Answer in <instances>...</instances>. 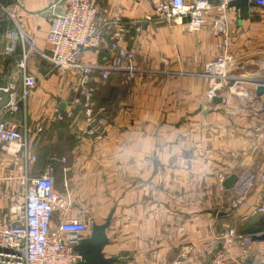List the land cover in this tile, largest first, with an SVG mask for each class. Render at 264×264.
Instances as JSON below:
<instances>
[{
  "label": "crops",
  "instance_id": "1",
  "mask_svg": "<svg viewBox=\"0 0 264 264\" xmlns=\"http://www.w3.org/2000/svg\"><path fill=\"white\" fill-rule=\"evenodd\" d=\"M90 1L104 36L117 34L121 47L137 49L131 72H112L97 88L105 124L93 135L83 121L54 120L69 97L67 76L41 57L51 50L50 20L64 13L68 0H8L12 21L0 20V88L13 84L17 95L23 90L15 67L21 38H10L8 28L14 25L34 45L26 74L37 85L23 106L29 157L35 158L27 175L54 173L56 192L68 203L65 213L54 215L55 226L64 220L101 225L112 213L104 254L116 264H211L227 216L237 220L242 208L264 197L263 184L238 209L231 206L235 188L248 178L264 180V97L255 95L264 83V10L228 7L223 22L213 9L188 32L153 18L141 0ZM221 55L235 66L216 105L206 99L204 67ZM107 56L106 48L86 52L83 63L102 67ZM23 112L11 117L0 108V120L20 121ZM23 168L19 156L0 154V180L7 177L13 191L23 189ZM220 175H236V187L219 186Z\"/></svg>",
  "mask_w": 264,
  "mask_h": 264
},
{
  "label": "built area",
  "instance_id": "2",
  "mask_svg": "<svg viewBox=\"0 0 264 264\" xmlns=\"http://www.w3.org/2000/svg\"><path fill=\"white\" fill-rule=\"evenodd\" d=\"M141 1L151 6L153 18L173 27L185 26L188 32H194L201 27L213 9L217 20L224 22L229 3L237 0H215V6L209 0H192L188 3L185 0ZM246 1L256 9L264 10V0ZM16 36L11 34L9 37L16 39ZM20 38L23 54L15 67L21 77L22 93L17 95L13 84L8 88H0V94L11 92L8 104L2 108L3 113L11 117L24 111L23 106L37 85L36 78L26 74V61L29 53L34 50V45L21 32ZM46 41L51 48L50 54H42L41 57L54 70L67 76L65 84L69 93L65 110L55 109L54 120L69 124L83 121L88 134L100 132L105 120L103 108L96 104L97 88L108 82L112 72H131L137 49L121 47L117 34L104 36L97 8L90 0H68L64 13L51 18ZM104 48L108 51L106 65L95 67L83 63L84 53L98 52ZM234 66L229 55L218 56L205 65L209 103L214 97L219 98ZM23 115L20 121H15L14 118L11 121L0 120V154L14 158L19 156L24 166V174L20 179L23 195L20 203L10 210V214L14 215L13 219L11 217L13 223L0 222V264H78L80 257L74 247L86 239L91 232V225L85 220H64L53 225L54 215L65 213L68 203L58 196L52 171L29 179V163L34 162L35 158L29 157L30 131L24 112ZM40 132L42 127L37 128V133ZM226 179L227 177L220 175L217 181L219 186ZM248 182L235 188L232 195L243 196L249 188ZM231 206L237 207V201H233ZM257 216L264 217V201L249 208L241 221ZM219 236L222 250L213 257L211 264H264V252L258 260L252 259V235H239L233 229ZM235 243L243 246L241 259L230 257L232 255L229 250L235 247Z\"/></svg>",
  "mask_w": 264,
  "mask_h": 264
},
{
  "label": "rangeland",
  "instance_id": "3",
  "mask_svg": "<svg viewBox=\"0 0 264 264\" xmlns=\"http://www.w3.org/2000/svg\"><path fill=\"white\" fill-rule=\"evenodd\" d=\"M12 17V13L9 11V4L8 2L5 4H0V20L4 21V23H6V21H9L8 23H11L10 21ZM16 28L14 27V25H12L10 28H8V31H6L8 34L7 35H11V34H15V35H20L17 30H15ZM6 34V33H5ZM208 92V90H207ZM207 92H206V99H207ZM213 104V103H212ZM217 105V104H216ZM263 181H258L253 182L249 180L248 185L249 188L245 190V194L243 196H238V195H234L233 196V200L237 201V207L232 208V209H238L239 205H242L243 203V198H248V196L250 194H252L253 192H255L258 188H263ZM11 184L10 182L7 181V177L2 178V180H0V222H5L6 224H12V219L14 218V215L10 214V210L12 209L13 206L18 205L17 203H20L21 201V190L16 191V189L14 188V191L11 190ZM236 187V186H235ZM262 197V196H261ZM264 198V197H263ZM262 198V201H264V199ZM255 202L257 203L258 200H255ZM259 205V204H258ZM257 206L255 204H252L250 206H248V208L245 210L244 208L241 209V213L238 211L237 214V220H232V214H230L229 216H227L228 218H226V214H224L223 219L226 218L228 221V223H226L225 228L223 229V234L225 232H229L230 230H233L239 234V235H243V236H247V235H251L253 232L254 235L259 236L260 234H262L264 232V220L263 219H248L246 221H241V219L243 218V215H245L246 211L251 208ZM112 214V213H111ZM113 215V214H112ZM88 218L89 216L91 217H98L101 219L100 216L95 215V214H90L87 215ZM107 216L103 217V219L100 221L101 223H103L105 221ZM104 220V221H103ZM88 222V221H87ZM91 227H92V223L89 222ZM218 234V233H217ZM220 235V234H219ZM216 236L214 238L213 241V245H215V247H217V251L216 253L212 256L213 257L218 253L221 252L222 250V246H221V239H219L220 236ZM234 249L238 250L237 254H234L230 257H232L233 259H241L242 256V250H243V246L240 245L239 243H235V247H233ZM252 253H253V257L252 259L258 260L260 258V256L263 254L264 252V242L261 243H254L252 249H251ZM211 259V260H212Z\"/></svg>",
  "mask_w": 264,
  "mask_h": 264
},
{
  "label": "water",
  "instance_id": "4",
  "mask_svg": "<svg viewBox=\"0 0 264 264\" xmlns=\"http://www.w3.org/2000/svg\"><path fill=\"white\" fill-rule=\"evenodd\" d=\"M8 0H0V4H5ZM253 6L249 4L246 0H237L229 3L228 7L239 9L240 7ZM11 92L1 93L0 94V108L5 107L9 102ZM255 95L257 97H264V83L257 84L255 87ZM219 100L217 97H214L211 100V103L218 104ZM261 113H264V103L261 106ZM238 179L236 175H230L223 182L222 186L226 190L233 189L236 186ZM112 220V214H109L108 217L101 225H92L91 233L88 239L81 242L74 247V251L80 257L78 264H116L117 259L107 258L104 254V249L108 245V239L106 231L110 226ZM252 243H261L264 242V233L257 236H251Z\"/></svg>",
  "mask_w": 264,
  "mask_h": 264
},
{
  "label": "trees",
  "instance_id": "5",
  "mask_svg": "<svg viewBox=\"0 0 264 264\" xmlns=\"http://www.w3.org/2000/svg\"><path fill=\"white\" fill-rule=\"evenodd\" d=\"M252 219H263L264 220V217L263 216H257V217L252 218ZM253 233H255V232H253ZM253 233L251 235H254Z\"/></svg>",
  "mask_w": 264,
  "mask_h": 264
}]
</instances>
